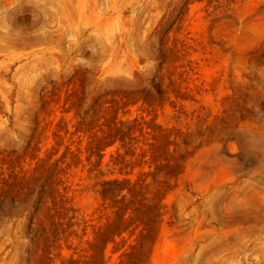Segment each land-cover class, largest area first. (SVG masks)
<instances>
[{
  "label": "rangeland",
  "instance_id": "374dc122",
  "mask_svg": "<svg viewBox=\"0 0 264 264\" xmlns=\"http://www.w3.org/2000/svg\"><path fill=\"white\" fill-rule=\"evenodd\" d=\"M0 264H264V0H0Z\"/></svg>",
  "mask_w": 264,
  "mask_h": 264
},
{
  "label": "trees",
  "instance_id": "16d2710c",
  "mask_svg": "<svg viewBox=\"0 0 264 264\" xmlns=\"http://www.w3.org/2000/svg\"><path fill=\"white\" fill-rule=\"evenodd\" d=\"M31 225H33V224H31ZM30 227H32V226H30ZM43 232L45 233V231H43ZM34 235H36V234L34 233L33 236H34Z\"/></svg>",
  "mask_w": 264,
  "mask_h": 264
}]
</instances>
